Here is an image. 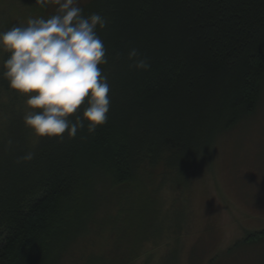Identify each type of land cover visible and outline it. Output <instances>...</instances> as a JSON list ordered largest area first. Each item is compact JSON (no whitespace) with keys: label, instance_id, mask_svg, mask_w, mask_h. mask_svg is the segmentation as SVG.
<instances>
[{"label":"trees","instance_id":"16d2710c","mask_svg":"<svg viewBox=\"0 0 264 264\" xmlns=\"http://www.w3.org/2000/svg\"><path fill=\"white\" fill-rule=\"evenodd\" d=\"M81 8L108 22L97 28L108 120L95 134L85 127L74 139L34 145L23 120H10L0 135V264H56L92 218L102 182L125 185L146 166L190 168L264 94V0H91ZM133 48L149 70L130 67ZM0 88L17 95L3 68ZM28 152L34 159L18 163Z\"/></svg>","mask_w":264,"mask_h":264},{"label":"rangeland","instance_id":"374dc122","mask_svg":"<svg viewBox=\"0 0 264 264\" xmlns=\"http://www.w3.org/2000/svg\"><path fill=\"white\" fill-rule=\"evenodd\" d=\"M55 11L0 0V32ZM0 90L1 135L23 120L26 98ZM258 106L190 168L146 166L125 185L102 182L92 218L53 255L56 264H264V238L252 239L264 232V94Z\"/></svg>","mask_w":264,"mask_h":264},{"label":"clouds","instance_id":"9594fccd","mask_svg":"<svg viewBox=\"0 0 264 264\" xmlns=\"http://www.w3.org/2000/svg\"><path fill=\"white\" fill-rule=\"evenodd\" d=\"M50 4L56 6L51 17H30L26 26L0 32L3 78L26 98L23 122L34 144L45 138L62 142L66 133L74 139L85 127L95 134L110 110V84L100 67L108 64L107 50L97 32L106 28V18L84 16L79 0H36L44 8ZM128 60L136 70L150 68L135 48ZM33 159L28 152L18 163Z\"/></svg>","mask_w":264,"mask_h":264}]
</instances>
